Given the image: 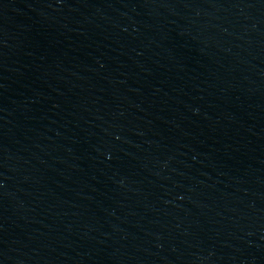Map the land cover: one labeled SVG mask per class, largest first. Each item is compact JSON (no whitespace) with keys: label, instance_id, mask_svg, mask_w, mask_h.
Returning a JSON list of instances; mask_svg holds the SVG:
<instances>
[{"label":"water","instance_id":"obj_1","mask_svg":"<svg viewBox=\"0 0 264 264\" xmlns=\"http://www.w3.org/2000/svg\"><path fill=\"white\" fill-rule=\"evenodd\" d=\"M0 264H264V0H0Z\"/></svg>","mask_w":264,"mask_h":264}]
</instances>
